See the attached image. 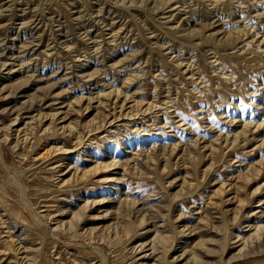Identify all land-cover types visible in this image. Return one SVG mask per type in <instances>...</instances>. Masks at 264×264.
<instances>
[{
    "label": "rangeland",
    "instance_id": "rangeland-1",
    "mask_svg": "<svg viewBox=\"0 0 264 264\" xmlns=\"http://www.w3.org/2000/svg\"><path fill=\"white\" fill-rule=\"evenodd\" d=\"M0 64V264H264V0H0Z\"/></svg>",
    "mask_w": 264,
    "mask_h": 264
},
{
    "label": "bare ground",
    "instance_id": "bare-ground-1",
    "mask_svg": "<svg viewBox=\"0 0 264 264\" xmlns=\"http://www.w3.org/2000/svg\"><path fill=\"white\" fill-rule=\"evenodd\" d=\"M219 15H221V13H215L213 16H219ZM184 19H186V18H184ZM198 19V18H197ZM194 21V20H193ZM28 48V47H27ZM1 65V64H0Z\"/></svg>",
    "mask_w": 264,
    "mask_h": 264
}]
</instances>
